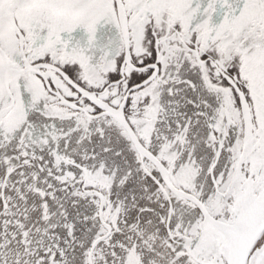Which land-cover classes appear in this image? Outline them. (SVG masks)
<instances>
[{"label": "snow or ice", "instance_id": "1", "mask_svg": "<svg viewBox=\"0 0 264 264\" xmlns=\"http://www.w3.org/2000/svg\"><path fill=\"white\" fill-rule=\"evenodd\" d=\"M0 264H264V0H0Z\"/></svg>", "mask_w": 264, "mask_h": 264}]
</instances>
